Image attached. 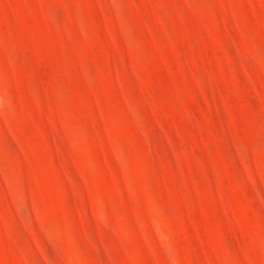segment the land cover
<instances>
[{"label":"rangeland","instance_id":"1","mask_svg":"<svg viewBox=\"0 0 264 264\" xmlns=\"http://www.w3.org/2000/svg\"><path fill=\"white\" fill-rule=\"evenodd\" d=\"M0 264H264V0H0Z\"/></svg>","mask_w":264,"mask_h":264}]
</instances>
